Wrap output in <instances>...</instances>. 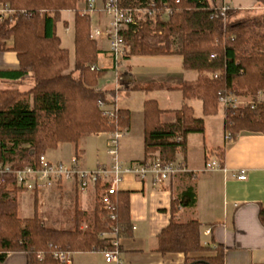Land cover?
Instances as JSON below:
<instances>
[{
    "label": "trees",
    "instance_id": "obj_1",
    "mask_svg": "<svg viewBox=\"0 0 264 264\" xmlns=\"http://www.w3.org/2000/svg\"><path fill=\"white\" fill-rule=\"evenodd\" d=\"M79 1L83 0H0V5L13 11L0 22V53L11 50L18 61L16 70L0 71V79L10 84L0 90V164L13 172L28 166L38 168V158L59 144L77 146L86 136L123 132L129 127L126 110H116L114 126L102 116L101 107L113 104L114 92L96 88L105 72L92 69L99 49L91 38L89 16L77 11ZM149 1V9L156 15L123 33L129 49L126 56H181L183 69L195 71L198 77L177 90L185 101L199 100L204 117L218 113L219 94L255 101L257 94L264 92V14L233 21L232 9L222 12L207 0H119V4L144 7ZM256 3L264 8V0ZM61 11L75 12V58L69 73L67 51L60 48L55 34ZM9 40L10 49L6 45ZM252 104L221 106L224 130L230 136L227 142L241 131L264 135V102ZM160 114L155 101L143 104L141 162L157 155L164 163H173L177 149L185 147L186 137L203 133V120L195 118L187 105L173 124H161ZM224 151L217 150L219 167ZM4 179L0 184V262L15 253L22 254L26 264H58L57 253L119 252L113 242L132 236L126 191L108 196L113 207L107 211L98 202V194L108 186L97 182L96 203L86 227L82 225L87 214L75 203L71 228L57 229L46 226L35 210L31 218L20 219L16 194L21 191L14 186L15 175L7 174ZM195 202L191 187L171 202L170 222L158 235L156 250L183 254L184 264H224L220 245L201 243L198 221L178 223L175 219L179 208H193ZM110 213L113 219L108 217ZM259 221L264 226V208L259 210ZM209 251L214 255L194 256Z\"/></svg>",
    "mask_w": 264,
    "mask_h": 264
},
{
    "label": "crops",
    "instance_id": "obj_2",
    "mask_svg": "<svg viewBox=\"0 0 264 264\" xmlns=\"http://www.w3.org/2000/svg\"><path fill=\"white\" fill-rule=\"evenodd\" d=\"M102 1L94 0L92 11L88 9L86 0L77 4V11L80 14H87L90 18V34L95 31L92 29L93 26L102 24L104 20L103 13L97 10ZM207 1L211 7L232 9L234 21L259 18L264 14V8L258 6L256 0ZM74 19L75 12L61 11L60 20L55 25L60 48L66 50L68 54L69 69L66 73L74 68ZM91 38L99 49L95 66L99 71L105 72L98 80L96 88L100 91L114 92L113 104L107 106L108 109L113 107L129 113V127L121 132L117 139V157L122 164L139 163L144 159L143 104L146 101L157 103L161 111L159 120L163 125L175 123L179 110L183 105H187L193 109L195 118L203 120L204 130L202 134L188 135L185 147L177 149L175 154V162L184 165L193 175L188 173L176 176L162 186L155 185L150 176L139 180L135 176L125 175L118 184L117 191L129 193V217L132 225V236L117 241L118 262L106 263L102 252H89L70 253V264H184L183 254H161L156 249L158 235L170 222L171 202L179 199L183 191L189 187L193 188L196 196L195 206L179 208L175 215L176 221L178 223L198 221L201 243L209 246L220 245L224 249V264H264V226L259 221V210L264 208V135L241 131L234 140L227 142L223 108L219 106L215 116L204 117L201 102L185 101L181 92L177 90L186 82L196 81L198 77L195 71L183 69L181 56L177 54L126 56L115 74L108 55L107 38ZM97 38L105 43V47L99 46ZM6 45L10 49L12 41L9 40ZM124 64L126 66L123 72H120L121 65ZM17 68L18 61L13 51L0 53V71H13ZM9 86L7 80L0 79V90ZM134 87H151V90H133ZM238 98L245 105L264 102V92L258 93L255 101L249 97ZM111 135L110 132L89 135L81 139L77 146L59 144L56 149L47 151L44 156L51 163H68L75 156L79 166L86 171L106 168L112 163V158L107 153ZM194 136H197L195 138H198L196 140L202 147L203 166L198 170L191 166L187 155L188 146ZM222 148L225 151L221 167L205 171L207 164L213 161L218 163L217 150ZM89 158L95 161L93 166L89 165ZM239 175H244L245 179H238ZM63 193L68 196L74 194L82 206L91 197L95 200L92 187L86 192H79L72 182H64L48 191L36 193V197L50 198ZM34 194L19 192L18 197L30 200ZM28 195L29 197H26ZM29 205L27 203L26 206ZM81 211L86 212V208L82 207ZM18 213L20 214V207ZM213 255L214 253L209 251L194 256ZM0 264H26V260L22 254H8Z\"/></svg>",
    "mask_w": 264,
    "mask_h": 264
},
{
    "label": "built area",
    "instance_id": "obj_3",
    "mask_svg": "<svg viewBox=\"0 0 264 264\" xmlns=\"http://www.w3.org/2000/svg\"><path fill=\"white\" fill-rule=\"evenodd\" d=\"M88 9L90 11L94 8V0H86ZM151 2L149 1L144 7H122L119 0H103L97 7V10L109 17L110 21L106 29H96L92 32L91 37H105L108 40V55L112 62V69L117 74L121 61L126 57L129 49L124 43L123 33L131 27L134 29L147 19H154L156 12L150 10ZM227 7H222L221 11L224 12ZM13 14L8 5H0V22L8 19ZM92 69L99 70L97 66ZM219 104L222 107H241L243 104L238 97L222 96L219 94ZM248 105V104H246ZM244 104V106H246ZM251 107L254 105L250 103ZM102 116L108 121L111 126L116 125L115 108L108 109L107 106H102ZM121 132H113L108 142L107 153L112 158V163L109 167L99 168L95 171H86L79 166L78 159L73 156L68 164L51 163L44 155L38 158V168L31 166L13 172L8 165L0 164V184L4 182L5 175H15L14 186L21 192L40 193L48 191L64 182H72L79 192H86L89 187L94 189L97 182L102 185H107L108 189L98 194V202L102 207L110 211L113 207V202L109 199V195L117 191L118 184L122 181L125 175H132L139 180H144L151 177L154 184L162 186L170 179L190 173L181 163H164L158 156H152L145 162L122 164L117 157V139L120 137ZM226 141L230 140L229 133L225 135ZM176 141H180L177 138ZM217 162H211L205 166V171L218 169ZM238 179H245L244 175H239ZM110 219H113L112 214H108ZM110 236V235H107ZM112 237V236H110ZM113 246H117V241L113 242ZM106 263L118 262L119 252L103 251L102 252ZM41 256L39 255L38 258ZM54 258L58 264H70L69 253H57Z\"/></svg>",
    "mask_w": 264,
    "mask_h": 264
},
{
    "label": "rangeland",
    "instance_id": "obj_4",
    "mask_svg": "<svg viewBox=\"0 0 264 264\" xmlns=\"http://www.w3.org/2000/svg\"><path fill=\"white\" fill-rule=\"evenodd\" d=\"M103 16V21L102 24H95L93 26V31L96 30L95 27H98L100 29H106V25L109 23L110 19L106 15L102 14ZM93 17H96V15H93ZM234 21V19H232ZM98 39V44L100 47H105V43ZM130 64V63H129ZM131 65V64H130ZM126 64L121 65L120 72H123V68H125ZM138 68V67H136ZM137 70V69H136ZM139 71L141 69H138ZM27 87L23 88L21 87V90H25ZM239 106H244V104H239ZM197 136H194V138H191V143L188 146V158L191 162V166L194 168H197V170L203 166V157H202V147L199 144V142L196 140L198 138H195ZM211 145H207L209 147ZM212 148V147H211ZM213 150L214 149H209ZM211 152V151H210ZM47 153V152H46ZM206 155L208 154L205 153ZM204 156V155H203ZM214 156V155H212ZM69 163V162H68ZM64 162V164H68ZM88 163L90 166H93L95 164V161L92 158L88 159ZM18 193L16 194V200L18 204V210L20 207V214L18 213V217L22 219V217H32L34 210L37 211V214L40 216L42 221L45 223L46 226L52 227V228H57V229H70L72 226V217H73V207L75 203L77 204L78 208L81 210V208H86V214H87V219L82 225V228H85L86 225L88 224V220H90L91 217V212L94 208L95 205V200L93 197L88 199V202L82 206L81 204L79 205L78 200L75 199L74 194H70L68 196L67 194H56L54 197L50 198H45L41 197L40 199H24L23 197H18ZM26 197H29L26 196ZM20 200V201H19ZM27 203L30 205L27 207ZM26 209V211H25ZM32 211V213H31ZM30 217V218H31ZM27 219V218H26Z\"/></svg>",
    "mask_w": 264,
    "mask_h": 264
}]
</instances>
